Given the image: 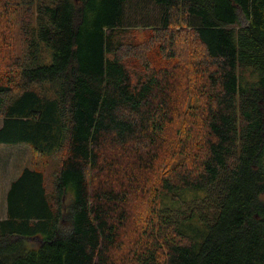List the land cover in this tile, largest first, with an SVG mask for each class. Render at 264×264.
Masks as SVG:
<instances>
[{"label": "trees", "instance_id": "16d2710c", "mask_svg": "<svg viewBox=\"0 0 264 264\" xmlns=\"http://www.w3.org/2000/svg\"><path fill=\"white\" fill-rule=\"evenodd\" d=\"M129 1L0 0V264H264V0Z\"/></svg>", "mask_w": 264, "mask_h": 264}, {"label": "rangeland", "instance_id": "374dc122", "mask_svg": "<svg viewBox=\"0 0 264 264\" xmlns=\"http://www.w3.org/2000/svg\"><path fill=\"white\" fill-rule=\"evenodd\" d=\"M162 6L154 0H131L125 4V24L130 26L155 25L160 23L162 16ZM246 19L240 16L237 24L243 26ZM17 42L21 40L16 36ZM2 119L0 117V125ZM36 163V166H35ZM25 167H40L44 170L46 184L51 190L54 180V171L57 162L54 157L35 160L32 149L27 143L7 144L0 143V218L3 217L5 210L4 192L9 183L15 179ZM264 198V195H263Z\"/></svg>", "mask_w": 264, "mask_h": 264}, {"label": "crops", "instance_id": "0c3cea01", "mask_svg": "<svg viewBox=\"0 0 264 264\" xmlns=\"http://www.w3.org/2000/svg\"><path fill=\"white\" fill-rule=\"evenodd\" d=\"M10 183H11V182H10ZM10 183H9V185H8V187H7V189H6V191L4 192L5 203H6V196H7V191H8V189H9ZM3 214H4V215H3V217H1V218H5V217H6V204H5V210H4V213H3Z\"/></svg>", "mask_w": 264, "mask_h": 264}]
</instances>
